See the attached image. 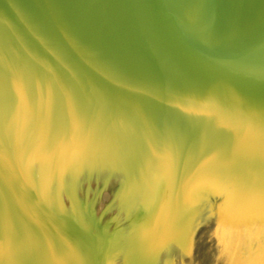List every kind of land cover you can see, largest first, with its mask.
Wrapping results in <instances>:
<instances>
[{
    "label": "water",
    "instance_id": "water-1",
    "mask_svg": "<svg viewBox=\"0 0 264 264\" xmlns=\"http://www.w3.org/2000/svg\"><path fill=\"white\" fill-rule=\"evenodd\" d=\"M0 264H264V0H0Z\"/></svg>",
    "mask_w": 264,
    "mask_h": 264
}]
</instances>
